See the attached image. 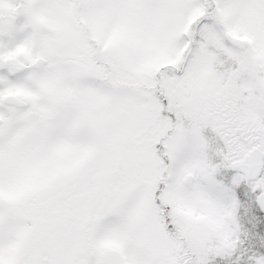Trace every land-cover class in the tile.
I'll use <instances>...</instances> for the list:
<instances>
[{
  "label": "snow or ice",
  "instance_id": "1",
  "mask_svg": "<svg viewBox=\"0 0 264 264\" xmlns=\"http://www.w3.org/2000/svg\"><path fill=\"white\" fill-rule=\"evenodd\" d=\"M0 264H264V0H0Z\"/></svg>",
  "mask_w": 264,
  "mask_h": 264
}]
</instances>
